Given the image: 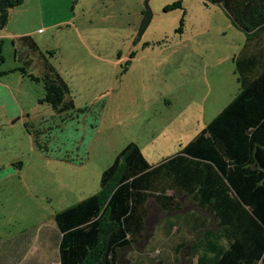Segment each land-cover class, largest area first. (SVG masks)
I'll list each match as a JSON object with an SVG mask.
<instances>
[{
  "label": "rangeland",
  "instance_id": "374dc122",
  "mask_svg": "<svg viewBox=\"0 0 264 264\" xmlns=\"http://www.w3.org/2000/svg\"><path fill=\"white\" fill-rule=\"evenodd\" d=\"M27 35L37 50L19 40ZM245 39L204 0H24L11 9L0 29V264H58L55 214L95 194L128 143L157 165L204 129L239 92L233 58ZM44 59L72 108L41 101L43 82L30 75L42 77ZM147 205L118 264H193L188 244L173 262L174 242L156 240L170 223L197 239L189 215L204 213L186 199L170 213Z\"/></svg>",
  "mask_w": 264,
  "mask_h": 264
},
{
  "label": "trees",
  "instance_id": "16d2710c",
  "mask_svg": "<svg viewBox=\"0 0 264 264\" xmlns=\"http://www.w3.org/2000/svg\"><path fill=\"white\" fill-rule=\"evenodd\" d=\"M23 1L0 0V29ZM204 1L220 5L246 33L233 58L239 92L180 151L157 165L147 162L136 143L124 146L102 172L95 194L55 214L58 264H118L119 250L141 236L148 201L170 213L183 199L205 216L189 215L196 224L190 232L201 231L200 237L169 240L176 245L173 262L188 244L196 255L193 264H264V0ZM180 6L174 2L165 10ZM143 15L145 24L150 14ZM19 40L37 50L30 36ZM30 77L42 80L41 101L53 110L73 107L68 85L45 59L42 77ZM206 216L212 217V228L205 226Z\"/></svg>",
  "mask_w": 264,
  "mask_h": 264
},
{
  "label": "crops",
  "instance_id": "0c3cea01",
  "mask_svg": "<svg viewBox=\"0 0 264 264\" xmlns=\"http://www.w3.org/2000/svg\"><path fill=\"white\" fill-rule=\"evenodd\" d=\"M168 194H170V193H168ZM189 213H185V215H188ZM191 215V214H190ZM169 227H170V224H169V226H168V231H167V233L165 234L166 235V237L167 238H165V240L163 239V236H161V237H157V240L156 241H159L160 242V244H161V242L163 241V243H162V246L164 245V246H168L169 244H167L168 242H169V238H173L174 236H175V232H173V228H174V226H173V228H172V230L171 231H169ZM163 229H165V225H163V227H162Z\"/></svg>",
  "mask_w": 264,
  "mask_h": 264
}]
</instances>
